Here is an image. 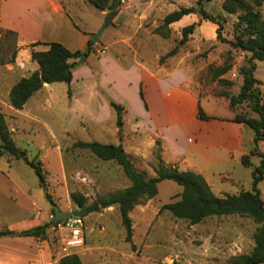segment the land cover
Masks as SVG:
<instances>
[{
	"label": "rangeland",
	"instance_id": "374dc122",
	"mask_svg": "<svg viewBox=\"0 0 264 264\" xmlns=\"http://www.w3.org/2000/svg\"><path fill=\"white\" fill-rule=\"evenodd\" d=\"M224 1L214 0L204 4L205 10L221 23L222 40L218 39V25L215 24L216 30L205 29L204 33L198 26L175 56L160 61L166 66L174 58L181 64L186 63L197 69L205 94L214 95L215 92L225 90L238 94L243 84L241 69L247 65L250 57V54L232 49L229 44L235 39L238 17L228 15L222 10ZM178 3L180 5L176 7L177 9L181 6H196V0H178ZM171 10L173 12L175 9ZM261 11L264 17V6ZM181 38L182 31L176 33L171 30L170 37L154 42L151 51L163 52L162 59L176 47ZM147 42L148 40L137 39L132 43V47L125 50L128 49L135 55L133 50L135 47L140 54L142 52L140 45ZM15 50L14 38L8 37L0 47V62L10 61ZM104 51L100 48L97 54L101 55ZM107 57L114 60V51L110 50ZM100 60L93 57L89 63L83 65L82 72L85 71V75L88 76L84 82L88 84L79 86L82 82L78 84L75 82L74 93L71 91L70 94L68 84L54 83L52 85L55 94L45 91L38 95H47L45 99L47 111L37 116L54 127L58 133L68 119L66 135L56 136L57 139L53 141L49 134H44L45 130L37 133V136L20 133L14 135L17 146L27 150V159L42 165L44 183L47 187L45 193L54 203L50 219L52 222L62 221L56 220L53 212L56 208L72 214L80 210L71 200L72 193L84 195L88 199L87 206H89L100 197L125 189L131 184L122 168L115 162L103 161L88 150L74 147L79 141L116 145L118 132L111 131L116 125V119L107 121L105 123L107 126L98 129L92 122L93 116L97 115L98 111L100 115L109 116L106 102H116L126 98L135 106L140 100L133 81L136 73L132 72L127 76L124 72L106 68ZM125 61L128 62L126 57ZM227 61L231 68L223 78L229 84L220 83L209 72L211 67H222ZM256 68L255 77L261 82L258 91L264 99V62H256ZM104 71L106 76H103ZM1 90L3 88H0V92ZM53 95L55 96L52 97ZM9 105L10 102L7 101L0 103V111L6 116L9 128H15L17 124L12 119L14 111ZM237 113L246 117H257L251 112L248 103L238 106ZM32 124L29 123L28 126H33ZM119 134L120 140H125V127H122V132ZM142 134L144 137L145 134L143 132ZM42 142L46 143L43 150L39 148ZM160 146V141H157L154 159L150 162L142 158L133 162L135 167L148 177L156 175V168L159 165L157 157L161 156ZM258 149L264 154V142L258 144ZM251 161V168H246L242 164L232 166V177L226 175L221 176V179L216 176L209 177L211 185L213 184V192L223 197L226 194L251 191L253 181L251 174L261 165V158L251 157ZM0 165L24 186H35L37 190L40 185L42 186V181L24 161L15 162L11 168L7 160L0 159ZM258 189L264 200V180L260 182ZM181 193L182 187L178 184L164 181L159 184L157 197L145 200L131 212L134 230L132 244L126 241V230L117 207L101 208L100 212L88 214L83 218L85 245L75 249L72 255L78 256L81 264H231L230 260L234 256L251 252L258 225L250 218L212 217L200 224L191 225L185 220L175 218L167 210L160 212L163 205L178 200L177 196ZM49 209L50 206L46 205L45 210ZM64 233L67 232L54 228L53 225L49 230L48 238L41 240L46 241L50 253L42 261L31 259L28 264H61V259L67 256L63 251Z\"/></svg>",
	"mask_w": 264,
	"mask_h": 264
},
{
	"label": "crops",
	"instance_id": "0c3cea01",
	"mask_svg": "<svg viewBox=\"0 0 264 264\" xmlns=\"http://www.w3.org/2000/svg\"><path fill=\"white\" fill-rule=\"evenodd\" d=\"M178 5V0H123L120 10L110 17L98 43L92 47V53L75 68L69 88L74 93L75 82H82L79 86L88 84L84 82L88 76L82 72V67L93 57L101 59L106 68L124 72L127 76L135 72L133 81L139 103L133 106L126 98L116 101L125 109V140H120L117 115L110 103L105 104L109 116L100 115L98 111L93 116V124L101 129L107 126V121L116 119V125L111 129L113 133L118 132L116 145H121L134 163L138 158L147 162L153 160L157 141H160L164 164L176 166L180 171L198 173L213 188L209 177H232L231 167L242 164V158L250 155L255 146L254 133L234 121L236 113L226 98L203 93L197 69L174 58L164 66L160 63L163 52L152 53L154 42L164 40L154 31L172 13L171 9H179L176 8ZM109 13L99 11L84 0H0V47L6 40V32L16 34L13 62V57L10 61L0 62V88H3L0 103L9 102L12 87L39 69L31 56L32 45L42 44L35 47V51H46L44 44L48 43H61L71 52L84 51L103 27ZM199 22L200 18L191 14L173 23L170 29L180 33L185 27ZM199 27L203 33L205 29L216 30L215 24L209 21H202ZM137 39L148 42L139 44L140 54L133 47V55L125 49L132 47ZM100 48L105 51L98 55ZM110 50L115 53L114 60L107 57ZM103 76H106L105 71ZM141 88L146 106L140 96ZM45 91L55 94L53 85L45 84L22 110L9 105L14 111L12 119L17 124L10 128L13 138L18 133L37 136L45 130L44 134H49L53 141L56 136L67 134L68 119L58 133L37 116L47 111V95L38 96ZM200 108L210 117L208 120L199 118ZM29 123L33 126H28ZM45 145L42 142L39 148L43 150ZM0 159L7 160L11 168L20 161L7 155H0ZM46 205L50 206L48 211ZM51 213L52 205L41 185L38 190L35 186H24L0 165V232H11L0 239V264H28L31 259L39 262L45 259L50 253L46 241L22 237L20 233L50 221ZM62 213L69 212L62 210Z\"/></svg>",
	"mask_w": 264,
	"mask_h": 264
},
{
	"label": "trees",
	"instance_id": "16d2710c",
	"mask_svg": "<svg viewBox=\"0 0 264 264\" xmlns=\"http://www.w3.org/2000/svg\"><path fill=\"white\" fill-rule=\"evenodd\" d=\"M101 12H110L107 21L114 13L120 10L123 0H84ZM214 0H196V6L180 7L178 10L168 14L162 24L154 31L155 34L169 38L171 35L170 26L180 21L184 16L196 14L200 18L199 23L192 24L182 30V38L176 47L165 57L175 56L180 47L188 42L189 35L193 34L202 21H209L218 25V39H221V23L216 20L204 8L205 3H211ZM264 6V0H225L222 4V10L228 15H237L238 20L235 25V39L230 41L232 49L241 50L250 57L241 69L243 75V84L238 94L231 90L215 92V97L226 98L230 102L231 108L235 111L234 121L242 123L250 128L254 133V148L250 155L242 158V164L246 168L252 167L251 157H260L261 165L256 167L251 174L252 190L241 191L238 194H226L223 197L217 196L207 180L200 174L192 171H180L176 166H169L163 163L161 156L158 155L159 165L156 168V175L148 177L139 171L132 159L125 152L121 145L102 144L99 142L79 141L74 147L88 150L97 158L103 161H113L118 164L125 176L130 181V186L107 194L98 199L102 209L117 207L122 218V224L126 230V241L133 243V221L131 212L145 200H152L159 194V184L164 181H172L182 187V193L177 196L176 201L162 206L160 212L167 210L175 218L185 220L191 225H197L212 217L240 216L250 218L258 225L254 233V247L249 253L234 256L231 264H264V200L258 189L260 182L264 180V154L258 149V144L264 142V99L258 91L261 82L255 77L256 62H264V17L261 8ZM4 37H13L16 34L6 32ZM42 45L41 43L31 46V56L38 63L39 69L30 76L22 78L16 83L9 95V102L15 110H22L34 94L43 89L45 84L66 83L68 85L73 81V72L87 56L92 53L93 44L89 43L84 51L71 52L61 43L44 44L46 51H35L34 48ZM13 59L11 62H13ZM231 65L228 61L219 68L211 67L209 72L215 80L220 83L229 84L223 76L230 70ZM71 94V89H69ZM140 96L145 103L146 100L143 89L140 90ZM248 103L250 110L257 117H246L237 113V107ZM111 107L117 115V126L120 132L124 125L123 115L124 107L114 101L110 102ZM199 118L208 120L210 117L199 110ZM0 155H7L14 160L26 162L30 166L40 181H45L41 163L29 161L27 151H22L16 144L13 133L6 121V116L0 111ZM48 201L54 206L51 197L46 194ZM72 202L79 208H85L88 199L80 193L71 194ZM55 214V210L53 211ZM79 211H77L78 213ZM59 222V221H58ZM55 221H48L45 224L26 230L20 233L22 237H33L45 240L48 238L49 230L56 228ZM10 231H1L0 239L10 235ZM61 264H81L76 255H69L61 259ZM167 264V263H164ZM175 264V263H173Z\"/></svg>",
	"mask_w": 264,
	"mask_h": 264
},
{
	"label": "built area",
	"instance_id": "2783aa9c",
	"mask_svg": "<svg viewBox=\"0 0 264 264\" xmlns=\"http://www.w3.org/2000/svg\"><path fill=\"white\" fill-rule=\"evenodd\" d=\"M83 226V219L77 217L57 223L56 228L67 232L63 234V251L65 255L74 254L75 249L84 245Z\"/></svg>",
	"mask_w": 264,
	"mask_h": 264
},
{
	"label": "water",
	"instance_id": "95a60500",
	"mask_svg": "<svg viewBox=\"0 0 264 264\" xmlns=\"http://www.w3.org/2000/svg\"><path fill=\"white\" fill-rule=\"evenodd\" d=\"M108 25V21L106 20L103 27L94 35V37L91 40V44H96L99 41V38L101 37L102 33L104 32L105 28ZM43 190L47 191V187L45 186L44 182H41ZM101 211V206L99 204L98 201H95L93 204L82 208L79 210L78 213L76 214H72V213H68V214H63L62 211L58 208L55 209V214H56V220H62V221H68L72 218H85L88 214L94 213V212H100ZM13 235H19V233H13Z\"/></svg>",
	"mask_w": 264,
	"mask_h": 264
}]
</instances>
